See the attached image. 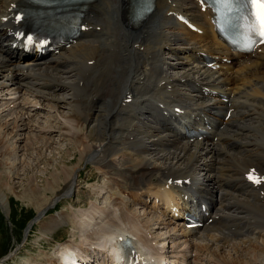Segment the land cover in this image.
Returning <instances> with one entry per match:
<instances>
[{
	"label": "bare ground",
	"instance_id": "6f19581e",
	"mask_svg": "<svg viewBox=\"0 0 264 264\" xmlns=\"http://www.w3.org/2000/svg\"><path fill=\"white\" fill-rule=\"evenodd\" d=\"M13 1L0 0V17L5 15ZM171 1L156 0L153 12L139 24L130 23L133 21V11L126 9L125 0L92 2L83 12L88 27L83 39L42 66L22 59L12 50L11 39L6 36V32H0V88L5 90L2 91L5 95L26 90L31 97L50 101L57 109L71 110V122H78L86 130L83 135L85 139H80L82 135H79L77 139L74 137L73 142L82 146L80 163L86 158L93 159L98 165L96 170L104 176L117 177L115 181L120 183L126 193H150L164 199L166 206H171L178 201L182 186L173 181L169 185V181L190 179L193 184L196 180L201 194L210 197L216 204V212L222 222L219 228L218 223L212 224L196 236L191 235L194 231L184 230L186 236L194 238V248L206 250L215 240H219L218 248L233 244L234 241H237L235 246L244 248L243 244L247 245L249 241L250 250L252 245L264 240V221L257 220V217L264 218V183H247L244 180V174L250 169L259 177H264V110L258 112L259 109L254 107L264 96V63L256 60L264 58V54L257 55L244 65H238L235 73L223 80L225 86L230 87L227 88L230 93L239 98L244 95V103L250 102V119L244 120L238 114L235 119L226 122V126H217L216 134L224 139L218 144L196 142L190 145L174 139L164 129L162 111L158 104L166 101V96L177 98L183 103H192L195 96L190 94L188 86L195 79L214 75L197 65V57L193 60L194 53L190 48L211 46L216 49L220 46L215 43L212 34L207 33L205 37L194 34L169 15L174 4L196 20L202 19L193 0ZM131 93L134 94V102L125 107L124 99ZM5 151L0 152L4 154ZM72 162L75 163L74 160ZM100 174L92 173L84 182L97 181L101 178ZM72 176L66 169L60 175H53L54 182L47 184L43 192L33 188L31 197L40 200L41 207L51 204L63 189L59 186L60 178L65 186L64 193L73 192L77 181L71 179ZM238 177L241 184H226L227 180ZM81 185L79 183L77 187ZM49 191L51 194L47 198ZM2 193L0 176V204L4 206ZM43 193L47 194L44 195L47 200L42 199ZM91 196L90 199H93ZM80 205L83 204L77 203L75 206ZM95 206L88 209L93 210ZM105 211H102V215H98L99 212L94 215L101 217L100 224L91 225V211L88 220L82 222L83 219H80L78 228L82 236H90L92 240L84 238L83 243L88 241L86 246L90 245L92 250L98 248L106 251L103 264L122 263L120 238H131L143 258H155L159 264H165L160 252L165 242L161 248L157 244L159 250L156 253L151 250V246L149 248L152 252L148 249L146 237H138L140 225L136 222L142 224L143 218L142 222L140 217L133 220V217L129 219L131 217L125 216L126 219H121ZM250 216L256 220H250ZM67 222L62 217L50 218L42 229L49 233ZM76 222L74 225L77 227L79 224ZM98 225L104 228L92 238V229ZM75 245L78 243L68 245L60 249V252L58 250L57 259L52 264H60L61 261L67 264L92 263L91 260L98 257L79 255ZM76 259H82L84 263ZM228 260L214 255L212 261L214 264H229ZM174 263L179 264V260Z\"/></svg>",
	"mask_w": 264,
	"mask_h": 264
},
{
	"label": "rangeland",
	"instance_id": "374dc122",
	"mask_svg": "<svg viewBox=\"0 0 264 264\" xmlns=\"http://www.w3.org/2000/svg\"><path fill=\"white\" fill-rule=\"evenodd\" d=\"M26 93L29 94L28 91L23 90L19 95L22 99H25L29 97ZM3 98L7 97L4 96ZM30 99H33V97H30ZM33 101L41 102L39 97ZM5 102L6 101L0 100V113L5 111L0 115V143H2L0 151L6 150L4 154L0 152V176L1 182L3 183L2 195H4L5 202L4 206L0 204V260L6 256L5 260L7 261L1 260L0 264H52L54 260L57 259L58 250L60 252V249L68 245H74L75 243H78L75 247L78 248L79 255L87 256V254H90V257L105 256L106 251L103 252L96 248L97 250L95 249V253V250L89 248L90 245L86 246L87 244L85 243L92 240H90V236H82L78 228L80 226V219H83L82 222H85L84 219L88 220L91 211L92 215H97V212L100 213H98V215H102L103 213L97 208L93 209L95 211H93L92 208L83 211L84 206L88 204L86 203V200L90 197L89 193L95 194L96 196H103L105 198L106 202L101 206L102 208L112 207L108 195L119 192L116 183L109 178L102 179V181L99 180L101 179L99 178L96 182L83 183L82 186L76 187L75 193L73 194L74 190L73 192L64 193L65 186L62 185V179L60 178V185H58L63 187V189L62 191L60 190L58 194L59 197L55 198L51 204H47L44 207H41L40 200H34L30 194L33 188H39L38 190L43 192V190L46 189L47 184L54 182L52 176L54 175L55 177L56 175H60L61 171L65 169L72 173L73 176L71 179H75L77 183L78 181L80 183L82 181L84 182V180L92 173H97V175L101 173L96 170V167L93 164V159L86 158L80 163V151L82 150V146L73 143L75 142V138L77 139L79 135H82V138L80 139H85L83 135L86 133V130L83 126L81 127L83 128L82 130L79 128H77L78 130L76 129V131L72 130V125H74L70 119L72 111L65 108L57 109L50 101V103L45 102L44 108L38 111L20 110V105L18 106L19 108L17 107L18 110L17 108L10 110ZM37 104L38 103L35 105ZM42 104L43 103H41V105ZM18 114L22 115L21 119H23V121H19L21 126L18 124L19 128H15L16 125L14 120ZM76 124L78 125L79 123L77 122ZM73 160L75 163L72 162ZM64 161H71V163L66 164ZM87 166L91 167V172L89 170L90 168L86 169ZM78 170L80 172L77 174ZM79 175H81V178H78L80 177ZM103 175V173L100 174V176ZM82 187H85V190H82ZM57 190H59V188ZM50 194L51 192L48 193L47 196L46 193H43L42 199H45V196L49 198ZM95 195H92L91 197L94 199ZM47 198L45 200H47ZM78 198H85L86 200L75 201ZM45 200L43 203L46 204ZM97 200L100 201L101 198L97 197ZM71 201H75L73 203L74 206L77 203H82L83 205L76 206L79 208H75L71 205ZM87 202H89V199ZM55 204L56 206L54 207ZM56 211H59L63 217H67L68 222L66 221L67 223H65V225L57 232L56 230L49 233L45 232L42 229L43 224L49 223L50 218L61 217L60 215H55ZM130 211L132 212H129L128 215H121L120 218L122 217L121 219H123V217L125 218V216H129L131 217L129 219H132L133 217L134 220L135 217H140V221L143 220L146 222H143V225L147 227L149 236L152 237L150 234H154V239L156 240L154 241V239L152 240V238L147 237L144 228L141 227L142 224L136 222V224L140 225L138 226V228L140 227V234H138V237H146L148 239L147 242L149 243L148 249L150 250L152 247L153 249L151 248V250H154L156 253H158L159 250L157 249V246L161 244L162 247L165 242V246L168 245L164 249V251H168L166 254L174 256L178 251L182 252L183 255H186L187 253L188 258L193 260L192 264H214L212 261L214 255H217L218 257L220 256L221 259H229V264H264L263 239H261L258 244H255V246L252 245L250 249L251 251L248 250L250 248L249 241L247 242V245L243 244L244 248L235 246L237 241H234L233 244L231 243L230 245L219 248L217 247V242H214L210 244L208 249L203 250V252L195 253L191 247H187V244H191L190 242H185L187 238L180 237V234L182 233L177 226L169 224V226L166 227V223L162 226L159 225L162 221H158L159 218L156 215H153L141 207L133 206ZM44 212L46 214H44ZM38 213H40L41 217L34 222L37 224H33L31 229L29 226L26 230L28 222ZM92 215L89 220H92ZM73 218L75 222L78 220V222H76V224H79L77 227L70 221ZM101 220L102 219H99L97 221L99 222ZM151 220L154 222H150ZM133 224L135 225V223ZM72 226H75V228H72ZM103 228V225H98L96 228L94 227L92 229V232H94L92 238L95 237L94 235L100 234ZM173 233L176 234L178 240L171 239ZM170 235L171 238L165 240V237H170ZM240 236L243 238L242 235ZM231 237L236 239V237ZM84 238H88V241L83 243L82 241ZM56 242L59 243L56 244ZM61 242L62 244H60ZM238 242V244H240V241ZM198 243L199 246H201L200 240H198ZM82 244L85 245L79 246ZM149 246L151 247L149 248ZM80 247L83 251L79 250ZM234 248L236 250H234ZM49 251H51V253ZM191 252H193V258L191 257ZM179 260L181 259L179 258Z\"/></svg>",
	"mask_w": 264,
	"mask_h": 264
},
{
	"label": "snow or ice",
	"instance_id": "6c2138e0",
	"mask_svg": "<svg viewBox=\"0 0 264 264\" xmlns=\"http://www.w3.org/2000/svg\"><path fill=\"white\" fill-rule=\"evenodd\" d=\"M234 2L235 0H218V3L229 10H232V5ZM245 3L249 8V14L251 18V23L247 26L248 31L252 35L259 38V43H264V0H245ZM142 10H147L146 0ZM16 19L20 20L22 17L17 16ZM26 39L28 43H32L33 37L27 36ZM247 179L256 184L264 183V177H259L256 175L254 170L247 176Z\"/></svg>",
	"mask_w": 264,
	"mask_h": 264
}]
</instances>
